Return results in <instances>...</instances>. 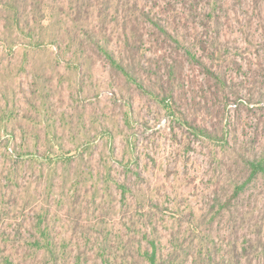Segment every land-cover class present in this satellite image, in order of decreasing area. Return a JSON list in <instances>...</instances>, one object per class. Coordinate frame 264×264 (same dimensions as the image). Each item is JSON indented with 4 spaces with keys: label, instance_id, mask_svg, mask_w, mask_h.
Masks as SVG:
<instances>
[{
    "label": "rangeland",
    "instance_id": "rangeland-1",
    "mask_svg": "<svg viewBox=\"0 0 264 264\" xmlns=\"http://www.w3.org/2000/svg\"><path fill=\"white\" fill-rule=\"evenodd\" d=\"M6 2L0 264H264V0Z\"/></svg>",
    "mask_w": 264,
    "mask_h": 264
},
{
    "label": "trees",
    "instance_id": "trees-1",
    "mask_svg": "<svg viewBox=\"0 0 264 264\" xmlns=\"http://www.w3.org/2000/svg\"><path fill=\"white\" fill-rule=\"evenodd\" d=\"M9 2H6L7 5L11 6L13 4V0H8ZM77 1H81L80 3L76 4V7L78 8V10L80 11V9H87L84 8V0H77ZM102 11V9H101ZM15 12L17 13V10L15 9ZM96 43L98 44V40L96 41ZM108 44H105L104 47H102L103 52L105 53V55L109 58V60L113 63V65H116V67L118 69H120L122 72L129 74L128 72V66L127 64H124V60L121 58H116L114 56V53L111 52V50H109V48L107 47ZM127 50L132 52V51H136V48L134 46L133 43H129L127 42L126 44ZM196 61L200 64L203 65V62L200 59H196ZM210 73L212 75H215L213 72L210 71ZM225 79L222 77V79L219 81L220 84H224L225 83ZM191 127H194L195 130H199V127L197 126H193L192 124H189ZM246 164L249 168H247L250 173L249 176L247 178V180L241 184H236L235 189H234V196L233 198L235 199L237 196H239L246 188V185L251 182L252 180L257 179L258 177H264V159H252L246 160ZM42 222L39 220L38 222V228L40 230V235L45 237V245L47 248H50L52 245V242L50 240H48V237L46 236V229L42 226L41 224ZM260 231H258L259 233ZM38 242V239H37ZM255 242L259 243V239H257ZM129 245V244H128ZM259 245L254 246L253 244H251L248 248H243V250L240 252L238 249V246H234L233 247V264H243V260L245 259V261H248L249 264H251V258L253 257V255L256 253L257 247ZM125 250V254H123L124 258H125V264H178L177 263V258L178 256H174V254H164L163 252H161L158 248V246L156 245L155 240L151 239L149 240V245L147 246L146 249H144L142 252L140 251H136L135 253L127 248H124ZM259 256H264V244L261 248V253L258 254ZM136 257V260L134 259ZM140 257V258H139ZM142 259V261H138V259ZM206 263V261H204ZM106 264H114L115 262H111L110 260L106 259L105 260Z\"/></svg>",
    "mask_w": 264,
    "mask_h": 264
}]
</instances>
